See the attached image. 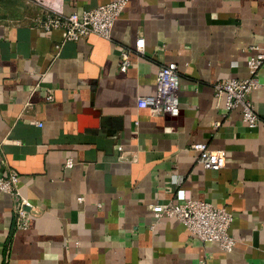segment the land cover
Masks as SVG:
<instances>
[{"label":"crops","instance_id":"1","mask_svg":"<svg viewBox=\"0 0 264 264\" xmlns=\"http://www.w3.org/2000/svg\"><path fill=\"white\" fill-rule=\"evenodd\" d=\"M110 1L47 3L69 14ZM43 10L0 0V177L15 173L19 193L0 192V264H264V67L249 94L252 128L213 88L250 76L264 0H127L109 39L76 42L33 27ZM169 63L179 73L178 116L138 108ZM195 143L223 150L225 167L204 169ZM189 199L231 213L230 252L175 218L155 219Z\"/></svg>","mask_w":264,"mask_h":264},{"label":"built area","instance_id":"2","mask_svg":"<svg viewBox=\"0 0 264 264\" xmlns=\"http://www.w3.org/2000/svg\"><path fill=\"white\" fill-rule=\"evenodd\" d=\"M27 3L43 7L42 17L33 20V27L46 32L62 30L63 42H76L81 38L95 35L104 39L110 38L114 22L121 16L127 0H113L99 4L91 10L64 14L61 10L48 5V0H24ZM56 49L59 47L56 46ZM254 54L249 58L247 66L250 76L245 79H230L214 84L216 96L225 97L227 109H238L242 120L249 128L257 124L254 106L249 100V94L258 84L257 72L264 67V38L263 47L250 46ZM144 51L142 39L135 42L133 52L141 55ZM130 52H123L120 57L119 70L125 72L130 66ZM179 73L176 64L169 63L159 68L156 75V91L151 96H138L137 107L147 109L154 115L176 117L180 113L179 107ZM47 99H51L49 96ZM41 126L40 124H37ZM192 150L197 153L198 161L206 170L220 171L225 167L226 159L223 150L210 149L204 143H195ZM73 162H65L66 168H72ZM0 192L18 196V177L11 172L7 177H0ZM27 202L21 197L15 209L17 226H28V213L25 210ZM155 219L162 217L175 218L186 226L192 236L202 243L215 242L224 252H230L235 240L229 235V228L233 216L224 207H217L208 202L189 199L182 205L173 202L166 204L162 210L154 214Z\"/></svg>","mask_w":264,"mask_h":264}]
</instances>
